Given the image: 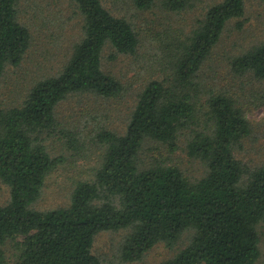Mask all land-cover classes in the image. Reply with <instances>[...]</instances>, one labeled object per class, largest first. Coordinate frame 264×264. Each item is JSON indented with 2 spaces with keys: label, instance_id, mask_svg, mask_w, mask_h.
Instances as JSON below:
<instances>
[{
  "label": "trees",
  "instance_id": "obj_1",
  "mask_svg": "<svg viewBox=\"0 0 264 264\" xmlns=\"http://www.w3.org/2000/svg\"><path fill=\"white\" fill-rule=\"evenodd\" d=\"M249 1L256 0H133L141 11L201 15L189 34L163 43L158 77L138 93L125 133L95 129L91 142L102 150L100 160L74 182L70 204L40 211L34 205L47 178L66 162L51 154L47 141L60 134L68 150L79 147L77 134L60 129L58 106L73 96L119 98L125 88L103 70V50L109 44L117 54L133 56L140 43L133 25L102 0H72L83 38L68 63L34 84L16 106L0 108V180L10 189L8 203L0 205V264H104L95 240L118 230L129 231L120 251L124 263L141 260L158 244L172 249L187 233L188 244L161 264L258 263L264 164L249 168L236 156L252 132L238 98L221 90L205 93L200 81L227 24L245 16ZM17 3L0 0V85L6 67L18 66L32 43ZM232 64L235 73L264 88V42ZM182 140L202 171L190 173L172 161ZM152 150L160 155L149 156ZM7 245L15 250L14 262Z\"/></svg>",
  "mask_w": 264,
  "mask_h": 264
},
{
  "label": "rangeland",
  "instance_id": "obj_2",
  "mask_svg": "<svg viewBox=\"0 0 264 264\" xmlns=\"http://www.w3.org/2000/svg\"><path fill=\"white\" fill-rule=\"evenodd\" d=\"M115 16L125 18L134 27L139 38L136 55L117 54L111 45L102 53V68L120 80L123 94L112 100L97 101L93 96H73L63 101L57 109L61 128L74 132L79 140L76 150H68L66 138L52 136L47 146L52 155L63 156L66 162L47 178L41 198L34 208L48 211L67 207L71 201L74 182L87 177L90 169L100 160L101 149L92 143V135L98 126L125 133L130 114L135 108L138 93L158 77L157 66L163 54V43L171 38L189 34L195 26L200 10L171 13L155 7L141 11L133 0H102ZM18 20L28 27L32 43L18 66L8 65L0 85V108L14 106L37 82L58 75L68 63L76 45L83 38V19L72 0H18ZM264 42V2L249 1L245 16L230 21L210 57L200 71V81L205 93L224 91L237 97L245 108L252 132L241 144L236 156L249 168L264 164V88L252 76L234 72L232 61L252 47ZM16 106V105H15ZM172 161L190 173L202 171L185 152V141ZM164 152V151H163ZM159 156L152 150L149 156ZM10 189L0 180V205H6ZM129 231L100 233L94 244V252L104 264H161L173 259L184 248L191 233L185 234L180 244L170 249L158 244L139 261L124 263L120 251ZM11 262L16 261L15 250L7 245ZM257 264H264V234L261 257Z\"/></svg>",
  "mask_w": 264,
  "mask_h": 264
}]
</instances>
